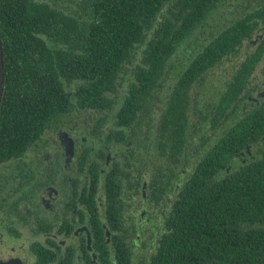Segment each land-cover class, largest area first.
Wrapping results in <instances>:
<instances>
[{"label": "flooded vegetation", "instance_id": "obj_1", "mask_svg": "<svg viewBox=\"0 0 264 264\" xmlns=\"http://www.w3.org/2000/svg\"><path fill=\"white\" fill-rule=\"evenodd\" d=\"M165 2L168 11L180 4L183 16L194 10L201 19L194 40L178 47L171 58L179 61L169 64H179L186 73L187 66L201 68L202 57H207L204 50L216 51L213 83L233 85L246 73L240 95L247 96L242 107L262 104L264 0ZM206 32L212 34L208 37L211 46L202 43ZM225 39H232L233 44H220ZM3 79L1 100L7 91ZM170 79H178L174 71ZM183 86L185 92L196 90L189 83ZM68 99L70 109L60 119L42 126L15 151L10 150L11 141L4 142L7 149L0 151V264H187L201 260L187 254L184 237L177 238L178 233H185L188 219H194L196 234L202 232L211 239L217 235L214 223L198 221L192 212L206 189L192 186L187 163L197 165L201 186L206 177H212L211 185L231 180L243 165L264 159V125L255 129L256 137L239 151L228 152L219 167L206 174L202 163L209 152L207 145L216 147L232 136L234 123L223 121L232 113L220 115L211 126L212 134L204 138L191 136L194 131L188 136L186 125H172L169 119L162 128L157 119H162V101L157 99L148 124L138 122L135 112L121 123L117 109L99 103L90 107L77 101L73 92ZM163 101L170 109L169 95ZM150 102L155 100L150 97ZM174 144H181L179 152ZM192 193L196 198L188 197ZM204 225L212 230H203Z\"/></svg>", "mask_w": 264, "mask_h": 264}, {"label": "trees", "instance_id": "obj_2", "mask_svg": "<svg viewBox=\"0 0 264 264\" xmlns=\"http://www.w3.org/2000/svg\"><path fill=\"white\" fill-rule=\"evenodd\" d=\"M165 1L0 0L7 85L0 102V151L7 149L6 141L12 142L9 148L15 151L42 126L60 119L70 109L69 92L90 107L99 103L117 109L121 123L135 112L138 122L148 124L156 99L160 100L162 119L157 118L158 124L163 128L168 119L172 125L184 124L188 136L194 131L191 136L207 138L215 120L232 113L223 120L228 125L234 123L232 136L216 147L207 145L209 152L202 163L206 174L218 168L228 152L239 151L256 137L255 129L264 125V102L254 108L242 107L247 96L240 95L246 73L241 74L239 83L214 84V62H218L214 59L219 53L210 49L204 50L207 57H202L200 69L187 66L183 73L179 64H169L170 60L179 61L171 58L178 47L194 40L201 19L194 10L183 16L180 4L168 11ZM202 36V43L211 46V32ZM220 44H233V40H221ZM172 71L178 77L174 82ZM183 83L192 84L195 92H185ZM167 95L170 109L163 101ZM15 133L17 136H12ZM180 146L173 145L178 152ZM187 166L192 186L206 189L192 212L198 221L214 223L217 232L212 239L202 232L196 234L192 231L196 229L194 219H188L185 233H178L177 238L184 237L187 254L201 260L187 264H264V159L243 165L231 180L217 185H211L212 177H206L201 186L197 165ZM206 229L204 225L203 230H212Z\"/></svg>", "mask_w": 264, "mask_h": 264}, {"label": "water", "instance_id": "obj_3", "mask_svg": "<svg viewBox=\"0 0 264 264\" xmlns=\"http://www.w3.org/2000/svg\"><path fill=\"white\" fill-rule=\"evenodd\" d=\"M3 77H4V70H3V58H2V47L0 42V100L2 95V88H3Z\"/></svg>", "mask_w": 264, "mask_h": 264}]
</instances>
